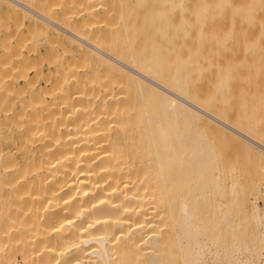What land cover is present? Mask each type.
Wrapping results in <instances>:
<instances>
[{"label":"bare ground","instance_id":"1","mask_svg":"<svg viewBox=\"0 0 264 264\" xmlns=\"http://www.w3.org/2000/svg\"><path fill=\"white\" fill-rule=\"evenodd\" d=\"M106 1L4 3L14 30L0 16V30L8 33L0 45L5 53L0 57V264H264L261 136L255 139L256 132L247 129L256 133L251 136L239 128L247 114L237 115L236 128L196 104L180 70L185 65L170 64L156 40L169 26L160 9L183 8L188 0H137L141 13L149 10L145 20L156 40L153 53L142 56L129 47L111 54L87 39L103 21L97 8ZM198 3L205 11L230 10L235 46L246 42L236 54L245 44L244 54H252L238 55L239 61L249 58L236 61L237 95L245 94V85L247 92H256V75L264 69V0ZM81 12L87 16L76 24ZM26 21L31 25L20 33ZM40 39L59 46L48 58L57 79L50 88L40 87L42 80L51 83L50 72L45 76L41 69L43 59H22L25 51L33 54ZM76 48L82 50L80 61L67 62ZM92 61L101 85L92 74H80ZM13 77L21 88L12 85ZM100 90L105 93L94 98ZM228 92L224 82V101ZM134 101L147 155L148 173L142 175L108 135L113 114L123 102L132 106ZM221 136L235 139L242 149L248 184L239 167L221 157L215 141ZM156 204L159 216H153Z\"/></svg>","mask_w":264,"mask_h":264},{"label":"rangeland","instance_id":"2","mask_svg":"<svg viewBox=\"0 0 264 264\" xmlns=\"http://www.w3.org/2000/svg\"><path fill=\"white\" fill-rule=\"evenodd\" d=\"M3 1L4 0H0V16L8 21V8L5 5L6 0L4 1L5 4L3 3ZM110 1L111 3L109 4ZM110 1L107 0L102 4L109 6L110 9L106 6H104L103 8L102 5L99 6L100 8H97V10L99 9L98 12L100 13V16H102V18L104 19H102L103 21H99L96 23L94 34L87 38L91 43L97 45L101 43L102 48L111 54H119V49H122L123 47H129L132 51L136 52V54L142 56L141 52H143L144 54L146 53V55L148 53L151 54L153 45H155V42L157 40L160 52L166 56L170 64L178 65V68H181L182 64L185 65V68H181L180 70L182 71V73L186 74L189 79L190 93L193 96V100L196 104H198L205 110L220 116L221 118H225L228 123L232 124L236 128L240 123L237 121V117L239 115L243 117L244 114H247V119L245 121L243 119L244 122L242 121L240 123L241 126H239V128L242 127L243 129L244 127L243 131L246 130L245 132L248 134L250 133V131L247 129L256 132L257 134L255 133V136L253 135V133H250L249 135L254 136L255 139H259L257 138V136H261V139L259 140L264 144V69L263 72L261 70L258 72H261V77H258L259 74L256 75L261 83L259 87L260 83L258 82V90L256 92H247V89H244V87H247V85L244 86L241 84L242 86H244L243 90H246V92L245 94L241 93V95L239 94L238 96L237 74L235 71V65L237 64V62H241L242 60H244V57H246L244 55H247L248 53L244 54V50H247L245 44L246 49L240 47L239 53L236 54L238 52L237 48L239 46H243L241 45L243 41L241 42V44L239 43V46H235L238 45V41L237 43H235V40H233L235 39L233 38L235 24L231 18L230 10L228 8H210L209 10L205 11L199 6L198 0H188L183 8L178 7L172 9L167 6H163L160 9V12L169 21V26L164 27V35L156 37V40H154L153 42V34L149 33V29H151L152 27H150V23L145 20L146 15L149 14L147 13L149 11L148 9L146 13L145 11L141 13L140 10H138L139 8L137 7V0ZM151 6L152 4H150V7H148L152 9ZM17 9L21 10L20 7H17ZM36 9L41 11L39 8ZM102 10L106 15L108 14V12H111L110 15L106 17L107 19H105L106 15L102 12ZM81 14L82 12L78 14L80 16L77 15L78 18L77 16L74 18V22L76 24H81L83 22L81 20H85L87 16L85 14ZM8 23L10 26V30L13 31L14 22L9 20ZM181 23H183V28L179 27ZM30 25L31 23L29 21H26V27L21 29L20 33H26V29ZM50 27L52 28V31L50 30V33H52L51 36H57V29L53 28L52 26H49V28ZM97 31L103 32L105 34V37L103 39L99 38L97 35ZM6 32L7 31L5 29L0 30V45L2 44V42H5L7 40V38H5L7 37V35L5 36ZM3 33L4 35H2ZM64 36L69 40L71 46H74L75 41L72 38L67 37V35ZM59 40L63 42L65 46H69L68 40L67 42H65L66 39L64 41V37H60ZM244 43H246L245 40ZM29 47H31V45ZM57 47H59L57 44L49 45V43L45 39H40L37 41V47L34 50L33 54L32 51H30L31 53L27 51L23 52L25 53L22 56L23 60L31 59L34 55L35 59L33 60L43 59L44 62H41V69L43 70L44 75L49 76L47 74L48 72H50L51 83H48L47 81L44 82L45 80H42L40 83L41 88H50L51 84L56 83V77L54 76L53 78L56 66L49 65L50 63H48V58L52 51ZM234 47H236V49ZM80 52H82L81 49H74L73 54L68 57L69 59L64 58L63 62L66 63V61L68 62L75 59L80 61ZM28 53L29 55L31 54L30 57H28ZM242 54L244 55L239 61L240 56L238 55ZM254 55L258 56L259 54ZM3 56H5V53L0 49V57ZM259 56L258 57L260 60L261 55ZM258 57L255 60L251 57L250 58L251 60L253 59V61H258ZM248 58L249 57L247 56V59ZM39 60L36 62H40ZM246 60H244V62H248ZM92 63L93 61L89 63L92 66H84V71H81L80 74H82V72L87 75L92 74L97 79L96 84L101 85L103 82V77L99 74L100 69H98L96 63ZM89 68L90 70H87ZM171 70L173 71V68ZM34 73L35 71H32L31 76H33ZM253 81L254 79L251 80V82ZM224 82H227L229 87L227 101H224L222 99L220 93V88ZM11 83L16 88H21V86L23 85L22 83H20V80L17 77H13ZM246 84H248V82ZM100 89L102 90L101 87ZM104 93L105 91H101L98 95H95L94 98L98 99L99 95ZM124 103L125 102H123V104ZM123 104L120 107L121 109H117L116 113L113 114V118H115V120H112L108 123V135L110 134V137L116 139L124 148L122 149L124 161L127 162L129 166L134 164V166H136L137 174H146L148 173V170H146L147 155L145 153L146 150L140 145L142 141V135L138 128L140 120L137 114V107L135 106V101L134 105L132 106ZM17 108L19 109V103H17ZM215 141L219 146L218 150L224 162L227 163V165L235 163L239 167V172L243 174L242 177H245V182L247 183L248 177H246V174H248L247 170L249 169L245 166V155L236 140L229 139L228 137L224 138L221 136ZM260 160L261 159L259 156H255V161L257 163L260 162ZM242 167L244 168L246 174L243 173L244 170ZM156 206L158 205L156 204L153 207V216H159V214L157 213L159 209L156 208Z\"/></svg>","mask_w":264,"mask_h":264}]
</instances>
